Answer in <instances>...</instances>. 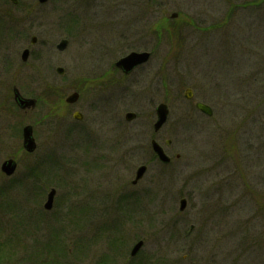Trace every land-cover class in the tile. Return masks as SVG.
Wrapping results in <instances>:
<instances>
[{"label": "rangeland", "instance_id": "374dc122", "mask_svg": "<svg viewBox=\"0 0 264 264\" xmlns=\"http://www.w3.org/2000/svg\"><path fill=\"white\" fill-rule=\"evenodd\" d=\"M19 2L0 0V165L17 164L10 177L0 171V264H264V0ZM23 48L31 52L24 65ZM131 50L152 56L123 84L80 83ZM12 87L38 107L17 108ZM73 91L78 105L65 117L47 115L46 104ZM85 99L99 107L77 121L72 112ZM159 103L168 108L156 133L167 165L150 149ZM34 121L42 146L28 154L21 129ZM140 164L148 193L137 230L120 196ZM84 181L86 201L109 207L97 223L91 210L78 213ZM135 236L144 244L127 262Z\"/></svg>", "mask_w": 264, "mask_h": 264}, {"label": "flooded vegetation", "instance_id": "af4514ba", "mask_svg": "<svg viewBox=\"0 0 264 264\" xmlns=\"http://www.w3.org/2000/svg\"><path fill=\"white\" fill-rule=\"evenodd\" d=\"M239 6H241V5H239ZM132 51H135V52H148L150 54L148 61L150 60V58L152 56V51H147V50H131V51L127 52L126 54H124L123 56L127 55L128 53H130ZM30 54H31V52L29 50L26 61H21V63L23 65L25 63H27L28 58L30 57ZM123 56H121V57H123ZM118 59H116L114 61L113 66L111 67V70L110 69L108 71L104 70V71H102L103 73L101 72V74H97V75H90V76L82 75V77L80 78V83L82 85H84V86H86V85H93V86L98 85L100 87H110V86H115V85H118V84H123L124 82L127 81V78L129 76H131V74H133L136 70L140 69L141 67H143L145 64L148 63V61H147L145 63L139 64L136 67H134L131 71L125 72L122 69L116 67L115 63H116V61ZM15 88L16 87H12L11 92H12V100H13V103H14V105L17 108H19V109H21L23 111H27V110L36 109L38 107V100H37V98L35 96H33V97H31V96H25V95H23V94H21L19 92L20 93V97L25 98V99H31V100L34 101L33 105H31L30 107L21 108L20 105H19V103H18V99L14 95V89ZM79 97H80V93L78 92V98L73 103H68L65 100L66 96H65V98L63 100H62V98H59L56 101H51L50 103L46 104V108L48 109L47 110V112H48L47 115L50 114V116H54V115H56V112L59 111L62 114V115H59V116L60 117L64 116L65 110L68 107L71 108V107H75L76 105H78L77 102L79 100ZM192 98H193V95H192ZM93 107L96 110L97 107H99V106L98 105L96 106V104H94L92 101H89V100L87 101L85 99L84 101L80 102V107H79L80 110H78V109L77 110H74L72 112V115L71 116H72L73 119H75L77 121H81L83 119V117H84V115H83L82 112L85 111V110H87V109H92ZM74 112H78L79 119H76L74 117ZM37 124H39L38 121H34L33 124H29L31 126V128H32V138L34 140V145H35L34 150L31 153H29V154H35L36 153V150L39 147L42 146L39 143V136L36 134ZM152 126H153V124H152ZM158 131H156V132L153 131V127H152V134H151V137H150V141L155 140L159 144V142L157 140L158 138L156 137V133ZM47 140H49V138L46 135V140L45 141H47ZM162 149L165 152V154L169 157V155L167 154V152L164 150L163 147H162ZM151 156H152L153 159H156V157H155V155L153 153L151 154ZM175 158L178 159L179 158V155L176 154L175 155ZM156 161L159 162L157 159H156ZM170 162H171V160L167 164H169ZM160 164H162V163H160ZM167 164H162V165H167ZM141 165H145L146 166V171H147V168H148L147 164H140L138 166H141ZM138 166L135 167V170H134L132 179L129 181L128 184H126L127 192H125L124 194H122L120 196V197H122L121 203H123L124 206H128V207L130 206L129 207V211L130 212L128 213V215H126L127 218H125V219H127V221L132 225V227H136L135 229H137V230H138L139 227L140 228L143 227V222H144V217H143V210L144 209H142V201H141V199L144 197V195H146L148 193L147 182L144 180V175L145 174L140 179H138L137 181H134L135 171H136V168ZM146 171H145V173H146ZM32 176L34 178V183L37 184V182L41 181L40 178H42V177L40 175H37V173H35V174L33 173ZM83 185H84V187L82 186V192H80L82 194H79V202H78V208H77L78 209V213L81 212V211H83L86 208V211L87 210L88 211L91 210L93 212V215L95 214L93 216V219L95 217V221L96 220L98 221V218L97 217L100 216L101 209H104V211H105L109 207H106V206L103 205L104 203L102 204V203L97 202V201H86V197L84 195H86L88 193V195L90 196L91 194H89V192L87 190H85V181L83 182ZM127 198H130L131 199V202L128 201ZM53 203H54V201H53ZM132 212L136 215V218H134V214ZM85 218H86V216H85ZM97 221H96V223H97ZM109 226L111 227V229L113 231L112 226L110 224H109ZM142 232H143V230L141 229V234H143ZM133 239L136 240L134 243H136L138 241H141L142 242L141 243V246H140V249H139V251H140L141 248L143 247V244H144L143 243V237H140L139 238L138 236H135ZM110 240H112L111 241V243L113 242V244H112L113 246L112 247H113V249H115V247H116L115 245L118 243L117 239L114 237V238H112ZM112 252H113V250H112ZM138 252L135 255L132 256V255H130V251H129V259H127V262H129V260L131 262V259H133L138 254ZM109 257L111 259V256H109ZM121 264H125V263H121Z\"/></svg>", "mask_w": 264, "mask_h": 264}, {"label": "water", "instance_id": "95a60500", "mask_svg": "<svg viewBox=\"0 0 264 264\" xmlns=\"http://www.w3.org/2000/svg\"><path fill=\"white\" fill-rule=\"evenodd\" d=\"M10 1L13 4L18 3V0H10ZM46 1L47 0H38L39 3H45ZM175 16H176V13L171 14V17H175ZM34 41H35V38L32 37L31 43H33ZM66 43H67L66 40L63 39L56 45V48L61 51L65 48ZM27 56H28V50H24L21 54V60L25 61ZM149 56H150V54L148 52H130L126 56H124V57L120 58L118 61H116L115 65H116V67L122 69L123 71L129 72L135 66L142 64V63H145L148 60ZM56 72L58 74H62L63 69L58 67V68H56ZM14 95L18 99V103H19L21 108L29 107V106L33 105V103H34L33 100L20 98L16 89L14 90ZM183 96L186 99H190L192 97L191 90L188 88L185 89ZM77 98H78V94L76 92H73L66 97V101L69 103H73L77 100ZM195 107L207 116H211V114H212L211 108L209 106L205 105L204 103L197 102L195 104ZM155 114H156V120L154 122L153 129H154V131H157L163 126V124L167 120V116H168L167 105L165 103H159L155 108ZM74 117L79 118L78 113H74ZM134 117H135V114L132 112H127L125 114L126 120H131ZM22 138H23L24 149L27 152H32L34 150L35 145H34V140L32 138V128L30 126H25L23 128ZM166 143L168 144L169 141H166ZM151 148H152V151L157 155L158 159L161 162L167 163L169 161V158L163 152L162 148L154 140L151 141ZM15 167H16L15 162L12 159H8L1 164L0 170L5 175L10 176L13 174ZM145 170H146V167L144 165L139 166L135 172V180L134 181H136L140 177H142ZM54 193H55L54 189H52L48 193L47 200L44 203L45 209L51 208ZM185 205H186V201L184 199H181L179 201V210L182 211L185 208ZM141 243L142 242L139 241L134 245V247L131 250V255H134L137 252V250L141 246Z\"/></svg>", "mask_w": 264, "mask_h": 264}, {"label": "trees", "instance_id": "16d2710c", "mask_svg": "<svg viewBox=\"0 0 264 264\" xmlns=\"http://www.w3.org/2000/svg\"><path fill=\"white\" fill-rule=\"evenodd\" d=\"M179 29L176 27V33H178ZM173 35V34H172ZM1 244V243H0Z\"/></svg>", "mask_w": 264, "mask_h": 264}]
</instances>
